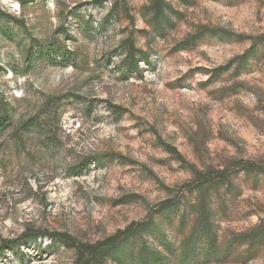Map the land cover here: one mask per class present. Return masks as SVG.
Returning a JSON list of instances; mask_svg holds the SVG:
<instances>
[{"label": "rangeland", "instance_id": "374dc122", "mask_svg": "<svg viewBox=\"0 0 264 264\" xmlns=\"http://www.w3.org/2000/svg\"><path fill=\"white\" fill-rule=\"evenodd\" d=\"M0 109V264H264V0H0Z\"/></svg>", "mask_w": 264, "mask_h": 264}, {"label": "trees", "instance_id": "16d2710c", "mask_svg": "<svg viewBox=\"0 0 264 264\" xmlns=\"http://www.w3.org/2000/svg\"><path fill=\"white\" fill-rule=\"evenodd\" d=\"M113 9V6H112V8H111V10ZM137 66V61H135L134 60V67H136ZM0 111H1V109H0ZM4 118L5 117H3V115L0 113V125L2 124V122L4 121ZM61 236V237H60ZM63 235H59V237L61 238V240L63 241V240H65L63 237H62ZM66 237V239L68 238L67 236H65ZM51 238L52 239H55L56 238V234H52L51 235ZM72 239H69V240H66V243H69L70 241H71ZM63 242H65V241H63ZM74 244V246H76V249H78V250H80V256L82 255V254H86V256H88L87 258H85V259H80V260H78L79 262L78 263H85V264H87L88 262H90L92 259H89L90 257H92V254L94 253V251L96 250V247L95 246H90V245H83V244H81V243H73ZM15 245H17V244H15ZM2 249H3V247L2 246H0V252L2 251Z\"/></svg>", "mask_w": 264, "mask_h": 264}]
</instances>
